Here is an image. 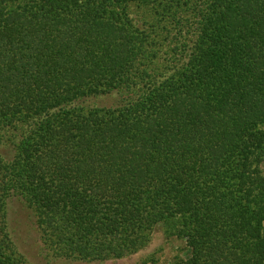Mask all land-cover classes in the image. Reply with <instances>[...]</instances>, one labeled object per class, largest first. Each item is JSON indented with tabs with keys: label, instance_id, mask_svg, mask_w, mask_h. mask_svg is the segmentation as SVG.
<instances>
[{
	"label": "trees",
	"instance_id": "1",
	"mask_svg": "<svg viewBox=\"0 0 264 264\" xmlns=\"http://www.w3.org/2000/svg\"><path fill=\"white\" fill-rule=\"evenodd\" d=\"M4 129L0 264H29L11 195L56 257L122 258L161 225L189 250L170 264H264V0H0Z\"/></svg>",
	"mask_w": 264,
	"mask_h": 264
},
{
	"label": "rangeland",
	"instance_id": "2",
	"mask_svg": "<svg viewBox=\"0 0 264 264\" xmlns=\"http://www.w3.org/2000/svg\"><path fill=\"white\" fill-rule=\"evenodd\" d=\"M188 22H183V26L170 25V33L163 41L171 44L172 51L166 52L168 46L162 53V58L168 59L171 55L179 51L178 45L183 41L196 38L197 17L189 16ZM140 21V25L143 24ZM189 31V36L187 34ZM163 31L161 30V33ZM197 33V32H196ZM182 51V55H184ZM125 92V91H123ZM126 94L113 91L109 94L86 96L77 101L76 105L89 107L95 106H116L124 99ZM20 130L7 129L0 131V156L6 160L13 158L15 154L16 142L20 137ZM264 168V164H263ZM7 226L10 231L18 251L23 255L29 264H170L176 256L188 255L186 241L176 237H167L163 227L157 226L152 234L150 243L135 253L122 258L107 260H83L75 258L56 257L44 244L40 237V232L36 223L33 210L27 207L23 198L19 195H11L7 204Z\"/></svg>",
	"mask_w": 264,
	"mask_h": 264
}]
</instances>
